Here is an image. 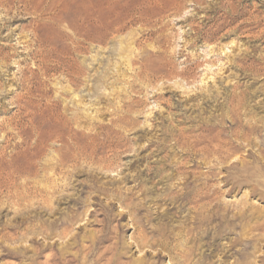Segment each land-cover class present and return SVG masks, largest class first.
<instances>
[{"label": "rangeland", "instance_id": "1", "mask_svg": "<svg viewBox=\"0 0 264 264\" xmlns=\"http://www.w3.org/2000/svg\"><path fill=\"white\" fill-rule=\"evenodd\" d=\"M0 7V264H264V0ZM192 191L220 214L199 228Z\"/></svg>", "mask_w": 264, "mask_h": 264}, {"label": "bare ground", "instance_id": "2", "mask_svg": "<svg viewBox=\"0 0 264 264\" xmlns=\"http://www.w3.org/2000/svg\"><path fill=\"white\" fill-rule=\"evenodd\" d=\"M5 2V1H4ZM7 5V4H6ZM53 5V4H52ZM56 5V4H55ZM62 7H64V6H62ZM84 7V6H83ZM1 8V7H0ZM55 8V7H54ZM74 12V11H73ZM55 14V13H54ZM69 14V13H68ZM56 15V14H55ZM76 16V15H75ZM54 19V18H53ZM103 25V24H102ZM103 28H106V27H103ZM119 30V29H118ZM114 31V30H113ZM79 34V33H78ZM82 36L83 37H85L86 39H89V40H91V41H94L95 39L91 36V35H88V34H86V33H84V34H82ZM70 37V36H69ZM97 43V42H96ZM75 44V43H74ZM131 53H132V51L131 50H128V47H122V54H123V57L124 56H126L127 57V60L128 61H130L131 60ZM27 93V92H26ZM33 98V97H32ZM241 98H242V96H241ZM233 99V98H232ZM231 99V100H232ZM236 99V98H235ZM240 99V98H239ZM237 101H238V99H237ZM233 102V101H232ZM235 102V101H234ZM241 102V101H240ZM31 104V103H30ZM230 104V103H229ZM238 104V103H237ZM22 106V105H21ZM25 106V105H24ZM55 107V106H54ZM240 107V106H239ZM29 109V108H28ZM26 110V109H25ZM30 114V113H29ZM240 114V113H239ZM72 116V115H71ZM73 117V116H72ZM77 118V117H76ZM75 119V118H74ZM10 120V119H9ZM42 122V121H41ZM46 122V121H45ZM70 122V121H69ZM44 123V122H43ZM76 123V122H75ZM254 123V122H253ZM5 124V123H4ZM32 124V123H31ZM70 124V123H69ZM243 124H244V122H243ZM246 125V124H245ZM251 126V125H250ZM253 126V125H252ZM36 127V126H35ZM258 127V126H257ZM247 128H248V126H247ZM33 129V128H32ZM60 129V128H59ZM16 130V129H15ZM6 131V130H5ZM211 131V130H210ZM54 132V131H53ZM70 132V131H69ZM219 132V131H218ZM76 134V133H75ZM214 134V133H213ZM71 135V134H70ZM85 135V134H84ZM209 135V134H208ZM19 137V136H18ZM88 137H90V135L88 136ZM92 137V136H91ZM10 138V137H9ZM208 138H209V136H208ZM211 138V137H210ZM16 139V138H15ZM207 139V138H206ZM214 139V138H213ZM213 139H209V140H213ZM198 140V139H197ZM205 140V139H204ZM43 141V140H42ZM45 141V140H44ZM72 141V140H71ZM217 140H215V142H216ZM201 142V141H200ZM214 142V141H213ZM245 142V141H244ZM46 143V142H45ZM85 143V142H84ZM89 143V142H88ZM87 143V144H88ZM227 143V142H226ZM229 143V142H228ZM239 143V142H238ZM212 144V143H211ZM219 144H221V143H219ZM50 145V144H49ZM69 145V144H68ZM71 145V144H70ZM218 145V144H217ZM216 145V146H217ZM224 145V144H223ZM228 145V144H227ZM238 145V144H237ZM242 145V144H241ZM97 142H96V140L95 139H93V141L89 144V145H86V146H83V147H79L78 146V148L77 149H74L73 150V153H72V155H73V157H85V158H90V160H91V158H93V157H95L96 156V154H97ZM232 146V145H231ZM234 146L236 147V144H234ZM239 146V145H238ZM75 147V146H74ZM218 147V146H217ZM243 147V146H242ZM55 148V147H54ZM67 148V147H66ZM20 149V148H19ZM61 149V148H60ZM226 149V148H225ZM70 150V149H69ZM222 150V149H221ZM231 150H232V148H231ZM231 150H226L227 152L228 151H230L231 152ZM55 151H58V150H55ZM62 151H64V149H62ZM72 151V150H71ZM71 151H69V152H71ZM41 152H43V151H41ZM226 152V153H227ZM234 153V152H233ZM217 154V153H216ZM219 154V153H218ZM55 155H56V153H55ZM66 155L67 154H65V155H59L58 156V159H56V162L54 163V164H48V165H45L44 166V173H47V177L50 175V174H54L55 172H56V170L57 169H62V168H64V166L67 164V161H68V157H66ZM69 155V154H68ZM228 155V154H227ZM235 155V154H234ZM238 155V154H237ZM38 157V156H37ZM56 157V156H55ZM33 158H35V157H33ZM36 159V158H35ZM39 159V158H38ZM80 159V158H79ZM83 159V158H82ZM81 159V160H82ZM33 160V159H32ZM52 160V159H51ZM70 160V159H69ZM84 160V159H83ZM87 160V159H86ZM29 161H30V159H29ZM77 161V160H76ZM31 162H33V161H31ZM52 162V161H51ZM54 162V161H53ZM44 163V162H43ZM50 163V162H49ZM75 163V162H74ZM97 163V162H96ZM41 164V163H40ZM46 164V163H45ZM76 164V163H75ZM74 164V165H75ZM73 165V164H72ZM36 166V165H35ZM69 166V165H68ZM32 167V166H31ZM71 167V166H70ZM35 168V167H34ZM34 168H33V170H34ZM67 168V167H66ZM65 168V169H66ZM75 168V167H74ZM43 169V168H42ZM20 170V169H19ZM31 170V169H30ZM28 171V170H27ZM25 172V171H24ZM30 173H31V171H29ZM37 172V171H36ZM58 172V171H57ZM57 172H56V174H57ZM62 172H64V171H62ZM68 172V171H67ZM13 173V172H12ZM26 173V172H25ZM66 173V172H65ZM31 174H33V173H31ZM41 174V173H40ZM24 175H26V174H24ZM67 175V174H66ZM66 175H64V176H66ZM27 176V175H26ZM45 176H46V174H45ZM57 176V175H56ZM59 176H61L60 174H59ZM31 177V176H30ZM39 177H41V176H39ZM55 177V176H54ZM23 178V177H22ZM55 178H57V177H55ZM61 178H65V177H61ZM60 179V178H59ZM48 180V179H47ZM53 180V179H52ZM65 180V179H64ZM31 181V180H30ZM45 181V180H44ZM57 181V180H56ZM61 181V180H60ZM8 182V181H7ZM51 182H53V181H51ZM27 183V182H26ZM57 183V182H56ZM65 183V182H64ZM207 183V182H206ZM13 184V183H12ZM15 184V183H14ZM49 184V183H48ZM53 184V183H52ZM67 184V183H66ZM9 185V184H8ZM23 185V184H22ZM61 185V184H60ZM15 186V185H14ZM18 186V185H17ZM49 186H50V184H49ZM58 186V185H57ZM56 186V187H57ZM66 186V185H65ZM28 187V186H27ZM33 187V186H32ZM46 187H48V186H45V185H41V187H39V191H41V193H45V194H48V189L49 188H46ZM22 188V187H21ZM52 188V187H51ZM16 189V188H15ZM14 189V190H15ZM18 189V188H17ZM30 189V188H29ZM28 189V190H29ZM56 189V188H55ZM33 190V189H32ZM38 190V189H37ZM202 190V189H201ZM51 191V190H50ZM59 191V190H58ZM190 191V190H189ZM188 191V192H189ZM217 191V190H216ZM16 192V191H15ZM52 192V191H51ZM26 193V192H25ZM38 193V192H37ZM183 193H185V192H183ZM42 194V195H43ZM44 194V195H45ZM56 194V193H55ZM54 194V195H55ZM178 194V193H177ZM176 194V195H177ZM216 194V193H215ZM22 195V194H21ZM26 196L28 195V194H25ZM175 195V194H174ZM174 195L172 196V197H174ZM213 195L214 194H212V193H209V191H192V192H190V193H188V195L186 196V198H187V200L189 201V202H192V203H195V205H196V207H201L200 209L201 210H203L204 209V211H201V212H199V213H197V215H196V217H195V219L197 220V224H198V228L199 227H202L203 225H205V223H207V222H210V221H212V219L214 220V218H216V216H219L220 214H219V212L217 211V212H213V211H209V210H205V208L206 207H208V206H205L203 203H204V201H210V199L213 197ZM17 196V195H16ZM41 196V195H40ZM178 196V195H177ZM216 196V195H215ZM214 196V197H215ZM18 197V196H17ZM25 197V196H24ZM39 197V196H38ZM23 198V197H22ZM43 198V197H42ZM51 198V197H50ZM16 199V198H15ZM25 199V198H24ZM32 199V198H31ZM173 199V198H172ZM28 200V199H27ZM39 200V199H38ZM215 200V199H214ZM23 201V200H22ZM48 201H49V199H48ZM179 201V200H178ZM29 202V201H28ZM25 203V202H24ZM38 203V202H37ZM35 205V204H34ZM33 205V206H34ZM40 205V204H39ZM43 205V204H42ZM30 206V205H29ZM41 206V205H40ZM44 206V205H43ZM214 206H215V204H214ZM42 207V206H41ZM47 208V207H46ZM211 209H213L212 207H210ZM209 208V209H210ZM199 209V210H200ZM215 209V208H214ZM213 209V210H214ZM236 212V211H235ZM234 212V215H232L231 217L232 218H241V219H243V218H246L247 219V217H250L251 215H247V213H246V211L244 212L243 210H239V212H236L235 213ZM227 215V214H226ZM222 216V215H221ZM221 218V217H220ZM223 218V217H222ZM227 219V218H226ZM233 220V221H232ZM232 220H227V221H224V222H222L223 224H222V226L220 227V230L218 231L217 230V234L218 235H222V232L223 231H226V230H230V231H232L233 229H235V225H236V222H235V220L234 219H232ZM244 220V219H243ZM47 226V225H46ZM207 227V226H206ZM241 227V226H240ZM242 228V227H241ZM237 229V228H236ZM254 229L255 228H252L251 226H250V224H249V222H247V224H245L244 226H243V233L238 237V238H235L233 241H231V246L232 247H234L235 248V246H237V245H243V250H242V254H243V256L244 257H247V256H249V250L250 249H252V248H254V242H260V238L259 237H253V232H249V231H254ZM259 229H261L262 231H263V234H264V224H263V226H261L260 225V227H259ZM236 231V230H235ZM43 233H45V232H43ZM232 233V232H231ZM178 234H176V236H177ZM247 235V236H246ZM248 235H249V237H248ZM257 238V239H256ZM199 246H200V244H196V246L194 247V248H185V249H178V246H176L175 247V250H178L177 251V256H178V258H179V264H191V259H192V256L194 255V253H195V251H196V249H199ZM230 246V247H231ZM196 255V254H195ZM202 262H203V259H204V256H202ZM262 260H264V257H263V259ZM202 262H201V260H199L196 264H202ZM243 264H247L246 262H244Z\"/></svg>", "mask_w": 264, "mask_h": 264}]
</instances>
